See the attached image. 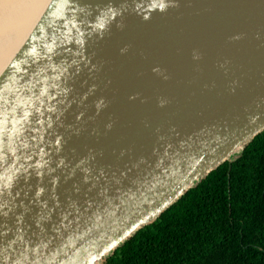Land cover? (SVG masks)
Here are the masks:
<instances>
[{
	"label": "water",
	"instance_id": "water-1",
	"mask_svg": "<svg viewBox=\"0 0 264 264\" xmlns=\"http://www.w3.org/2000/svg\"><path fill=\"white\" fill-rule=\"evenodd\" d=\"M0 0V264H102L264 130V0Z\"/></svg>",
	"mask_w": 264,
	"mask_h": 264
},
{
	"label": "trees",
	"instance_id": "trees-1",
	"mask_svg": "<svg viewBox=\"0 0 264 264\" xmlns=\"http://www.w3.org/2000/svg\"><path fill=\"white\" fill-rule=\"evenodd\" d=\"M104 263L264 264V130Z\"/></svg>",
	"mask_w": 264,
	"mask_h": 264
},
{
	"label": "bare ground",
	"instance_id": "bare-ground-1",
	"mask_svg": "<svg viewBox=\"0 0 264 264\" xmlns=\"http://www.w3.org/2000/svg\"><path fill=\"white\" fill-rule=\"evenodd\" d=\"M45 1L46 0H2L1 5L13 4L17 7L25 8L28 13L27 20L24 24V26H26L37 17Z\"/></svg>",
	"mask_w": 264,
	"mask_h": 264
},
{
	"label": "built area",
	"instance_id": "built-area-1",
	"mask_svg": "<svg viewBox=\"0 0 264 264\" xmlns=\"http://www.w3.org/2000/svg\"><path fill=\"white\" fill-rule=\"evenodd\" d=\"M102 264H108V263H102Z\"/></svg>",
	"mask_w": 264,
	"mask_h": 264
}]
</instances>
